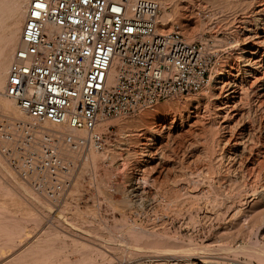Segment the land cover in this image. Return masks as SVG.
Returning <instances> with one entry per match:
<instances>
[{
	"label": "bare ground",
	"instance_id": "1",
	"mask_svg": "<svg viewBox=\"0 0 264 264\" xmlns=\"http://www.w3.org/2000/svg\"><path fill=\"white\" fill-rule=\"evenodd\" d=\"M158 1L162 27L186 21L178 8L188 0ZM212 1L225 10L221 16L230 24L227 41L233 52L216 65L203 94L149 109L137 120H117L121 127L135 128L123 131L124 139L112 147L91 148L84 155V162L93 166L100 159L113 166L122 160L126 166L129 157L134 159L131 155L143 156L132 162L134 170L126 166L129 188L119 186L122 217L113 224L105 217L104 223L103 217L97 221L102 215H96V204L82 210L74 195L63 208L53 209L0 152V264H232L227 260L241 256L247 259L244 264H264V0ZM28 3L0 0V112L25 123L30 117L4 91ZM197 39L196 33L188 34V41ZM45 126L67 131L49 122ZM175 140L180 157L162 146L150 150L153 144ZM80 156L70 153L72 160ZM177 169L180 178L171 179L166 188L169 183L160 181V175ZM109 197L116 210L119 201ZM64 208L71 212L66 215ZM207 222L223 226L198 242L194 233ZM35 228L37 241L22 248ZM183 228L189 235L182 234ZM17 249L22 251L12 254ZM110 250L114 253L107 254Z\"/></svg>",
	"mask_w": 264,
	"mask_h": 264
},
{
	"label": "built area",
	"instance_id": "2",
	"mask_svg": "<svg viewBox=\"0 0 264 264\" xmlns=\"http://www.w3.org/2000/svg\"><path fill=\"white\" fill-rule=\"evenodd\" d=\"M161 11L158 0H29L4 93L31 122L0 112V152L52 203L69 194L84 155L107 146L108 121L209 81L213 41H188L179 24L163 28Z\"/></svg>",
	"mask_w": 264,
	"mask_h": 264
},
{
	"label": "rangeland",
	"instance_id": "3",
	"mask_svg": "<svg viewBox=\"0 0 264 264\" xmlns=\"http://www.w3.org/2000/svg\"><path fill=\"white\" fill-rule=\"evenodd\" d=\"M217 5H219V3L218 2H214L212 0H188V1L184 2V3H182L180 5V8H178L179 9L178 10L179 15L181 14L183 16H186V21L183 22L180 26L184 30L183 33H184V36L187 39H188V34H195L196 33L197 37H198V39L196 41H202V39L204 38V40L210 39V40L213 41V43H216V44H213L214 53L218 57V59L216 61V65L218 63H222L226 59H229L231 54H232V52H233L232 51L233 50L232 44L228 43V41L232 37L231 36L232 34H231L230 24L227 25V22H226V21H228V20H226L227 17L224 18L223 16H221V15L225 14V13H223V12H225V10L222 7H219ZM196 11H198L199 13H196ZM206 12H208V13H206ZM209 12L212 13V16H211V14ZM215 15H216V17H215ZM219 16L221 18H223V19H219V18L217 19V17H219ZM159 24H160V22H159ZM176 24H179V23H174L172 26H169V27L168 26H163V28H170L171 29ZM225 25H226V27H225ZM212 35L223 39L222 40L223 42L220 43V41L213 40V38H211ZM218 42H219V44H218ZM215 45H217V46H215ZM210 78H211V76H210ZM208 84H206V85H208ZM205 86L201 90H199L197 92H192V93L185 94L182 99H179V98L165 99V100H162V101H160L159 103H157V104H155L153 106H150L148 108L142 109L141 111L137 112L136 114H133V115H130V116H126V117H122V118L121 117L120 118H115V119H112V120L108 121L107 123L109 125H112L113 128H111V131L109 132V137L110 138H109L108 144H107V146L105 148H110V147H112V145L122 141L124 139V136L122 134L123 131H125V133L127 134V133L131 132V130L133 128H135V126H133V127H131V126L130 127H121V125L119 124V121H117V120H121V119H128V120L134 119V120H137V119L140 118V116L145 111H147L149 109H152V108H155L157 106H160L162 104L169 103V102L170 103H179V104L186 103L189 98H195L197 96L200 97L203 94L204 89L206 88ZM144 122H145V120L140 122V123H144ZM121 128L122 129L124 128V129L122 130ZM136 141L138 142L136 144L139 145V143H140L139 139H134V142H136ZM165 142H167V141L158 142L157 144H153V145L149 146L150 150L156 149V148L162 146L164 149H166V153L175 154L178 157H180L179 155H181V151H180L181 147L179 146V143L176 142V140L172 141L171 143H167V144ZM137 152L140 153L141 151L138 150ZM131 156H134V159L135 158H140V157L143 158V156H141V154H136V155H131ZM145 158H147V157H145ZM134 159H133V157H129V159H128V160H130L131 164L128 161L129 164L127 162L128 165H126V166L129 167V168L131 167L130 170H134L135 169L134 163H132V162H134ZM89 161L90 160L84 162V164L86 163V165H84V168H82L83 166L81 165L75 171L76 172L75 182H77L76 180H78V179H79L78 181H80L79 182L80 185L78 187L79 189L77 191H75V189H73V188H75L74 185H73V187L71 188L69 194L63 200H61L60 202L52 203L51 201H49V200L48 201L50 202V205L52 206L53 209L59 210V209L63 208V206L65 205L64 203H67L68 200H69L68 203H70V201H72L71 199L73 198V195H74V197L76 198V201H78L79 207H81L82 210H86L87 206L88 207L89 206L90 207H94L95 204H96L95 207H98V208L100 207L99 209L94 207L95 211L97 210V214L96 215L97 216H101L102 215L101 217H99L100 219L98 217L96 218L97 221L101 222L100 220L103 217L102 218V223H104L103 219L106 218V219H108L107 221H108L109 224H113V222L115 221L116 217L117 218H121L122 217V212H121L122 211L121 210L122 207L120 205L121 204L120 200L121 201L123 200V195H121L122 191L125 190V188H129L130 181H129V178L127 176L128 174L126 173V172H128L129 168H127L124 165V164H126L125 161H124V164H123L122 160H119V162L114 165L115 167L113 166L112 163L106 162L104 159H100V160L96 161L97 162L96 166H93L91 164V162H89ZM82 169H83V171H82ZM84 169H85V171H84ZM177 171H178V173H177ZM177 171H174V172L170 171V172H167L168 174H166V173L161 174L160 175V179H161L160 181L164 180V181L169 183L170 180L174 179L177 175H178V177H176V179L180 178V175L182 173L181 174L179 173L180 169H177ZM78 174L80 175V177H79ZM166 176H168L169 179H167ZM18 177H20V176L18 175ZM20 179H22V178L20 177ZM119 186H121L120 188L123 189V190H121L119 188ZM170 186L171 185L169 183V184L166 185V188H169ZM119 189L121 190L120 192H119ZM80 193H81V195H80ZM107 194L108 195L110 194L111 196H113V197H111L112 200L117 201V203L119 201V203H118L119 205L116 204V206H115L116 210H114L115 208L113 209L114 205L112 206L111 203L110 204L108 203L107 199L110 201V197L108 198ZM76 196H79V199ZM111 206H112V209L109 208ZM117 207H119L118 210H117ZM71 209H73V208H71ZM98 210H100V211H98ZM64 211H66L65 208H64ZM69 212H71V210H67L65 212V214L67 215ZM98 214H100V215H98ZM66 215L64 216L65 221H67L66 220L67 219ZM82 219L83 218L80 219V222L82 221ZM208 223L209 222L201 224V226H200V228L198 230V231H201V232L197 231V232H195L196 234L194 233V237L196 238V240L198 242L200 240L203 241L205 239L213 237L214 234L216 233L217 229L219 227L223 226V224H218V225L215 224V226H213L211 223H209V224ZM204 224H208V225H204ZM174 226L178 227L179 226V222L178 223L176 222ZM175 227H173V228H175ZM36 229L38 230V228L34 229L35 232L32 233V236L29 238V240L27 242H25L27 244H24V246H22V248L29 246V244H32L33 241L34 242L37 241L38 231ZM204 229H205V231H204ZM189 233H190V230L188 228H185V229L183 228L182 229V234L183 235L186 234L185 236H187V235H189ZM196 236H198V237H196ZM202 241H200V242H202ZM22 248H20V249H22ZM20 249L15 250V252H13L12 254H16L17 251H18L17 254H19V252L22 251ZM111 251L112 250L107 251V254L108 253L109 254H113L114 253V252L111 253ZM231 258L228 259L227 261L229 263H232V264H244L246 262V260H247L244 256H241L239 261H237V260L232 258L233 262H231L232 261ZM257 263L258 262L255 261V260L252 262V264H257Z\"/></svg>",
	"mask_w": 264,
	"mask_h": 264
}]
</instances>
